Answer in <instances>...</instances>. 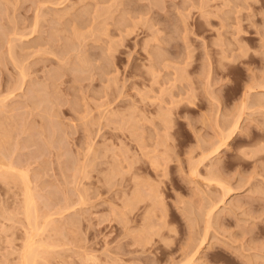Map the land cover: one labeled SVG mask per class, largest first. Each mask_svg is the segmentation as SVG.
Here are the masks:
<instances>
[{
  "label": "rangeland",
  "instance_id": "374dc122",
  "mask_svg": "<svg viewBox=\"0 0 264 264\" xmlns=\"http://www.w3.org/2000/svg\"><path fill=\"white\" fill-rule=\"evenodd\" d=\"M263 85L264 0H0V264H264Z\"/></svg>",
  "mask_w": 264,
  "mask_h": 264
},
{
  "label": "bare ground",
  "instance_id": "6f19581e",
  "mask_svg": "<svg viewBox=\"0 0 264 264\" xmlns=\"http://www.w3.org/2000/svg\"><path fill=\"white\" fill-rule=\"evenodd\" d=\"M259 86H260V85H259ZM263 86H264V85H263ZM260 87H261V86H260ZM220 142H221V141H220ZM222 142L224 143L223 140H222ZM222 142L219 143V144L217 145V147H215V148L213 149V152H217V151H219L221 145H223ZM210 152H212V149H211ZM208 154H209V153H208ZM211 173H212V170H211ZM210 175H211V174H210ZM210 175L208 174L207 177H205V178H208V177L211 178V177H213V176H210ZM215 176H216V175H215ZM215 176H214V177H215ZM216 177L218 178V176H216ZM217 178H216V180H217ZM208 179H209V178H208ZM214 179H215V178H213V181H214ZM218 179H219V178H218ZM211 180H212V178L210 179V181H211ZM219 180H220V179H219ZM219 180H218V181H219ZM207 181H209V180H207ZM221 182H222V180L219 181V183L216 181V183H217L218 185H220ZM220 186L225 187L224 185H220ZM225 188H226V187H225ZM226 189H227V188H226ZM228 189H230V187H229ZM230 190H231V189H230ZM230 190H227V192L224 191V194H223L224 197H226V193H227V195H228V192H229ZM136 193H137V192H136ZM229 193H230V192H229ZM224 197H222V198H224ZM33 200H34V198H33L32 194L29 192L28 195H27V198H26V202H27V204H26V208H27L26 211H27V212H26V213H28L29 210L31 211V206H32V205L30 206V204L33 202ZM221 200H223V199H221ZM33 203H34V202H33ZM33 203H32V204H33ZM217 205H218V204H217ZM217 205H216V206H217ZM29 206H30V208H29ZM216 206H211L212 208H210V211H212V212H211V214H210V213H209L210 211H209L207 214L211 216L212 213H213V210H214L213 208H214V207L216 208ZM29 214H30V212H29ZM29 214H27L28 217H29L30 215H32V213H31L30 215H29ZM30 217H31V216H30ZM30 220H31V219H30ZM30 220H29V221H30ZM206 235H207V234H206ZM195 240H196V239H195ZM204 240L206 241V238H205V236L203 235V237H202V239H201V242L204 243ZM189 241H190V240H189ZM196 241H198V240H196ZM201 242H200V245L198 244V246H201V244H202ZM195 243H199V242H195ZM195 245H196V244H194L193 246H195ZM198 246L196 247V248H197L196 250H195V249H191V251H192V250H195V252H194V253H191V254H190V257H188L190 261H191V259L196 258L195 255L197 254L198 250L203 246V244H202L201 247H199V249H198ZM27 247H29V246H27ZM27 247H26V250H27ZM186 247H187V246H186ZM186 247H185V248H186ZM187 248H189V246H188ZM30 249H31V248H30ZM199 251H201V250H199ZM30 252H31V251H30ZM25 254H26V253H25ZM29 254H30V253H29ZM255 255H256V254H255ZM187 256H188V255H187ZM194 256H195V257H194ZM261 257H262V256H261ZM188 258H187V259H188ZM250 259H251V258H250ZM185 260H186V259H185ZM189 260H187V261L190 263ZM193 260H194V259H193ZM193 260H192V262H193ZM184 262H186V261H184ZM184 262H183V264H184ZM188 262H186L185 264H188ZM247 262H248V261H247ZM254 262H255V261H254ZM180 264H181V263H180ZM250 264H251V263H250Z\"/></svg>",
  "mask_w": 264,
  "mask_h": 264
}]
</instances>
